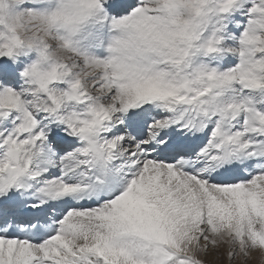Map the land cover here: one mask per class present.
<instances>
[{"label":"snow or ice","instance_id":"obj_1","mask_svg":"<svg viewBox=\"0 0 264 264\" xmlns=\"http://www.w3.org/2000/svg\"><path fill=\"white\" fill-rule=\"evenodd\" d=\"M0 264H264V0H0Z\"/></svg>","mask_w":264,"mask_h":264}]
</instances>
